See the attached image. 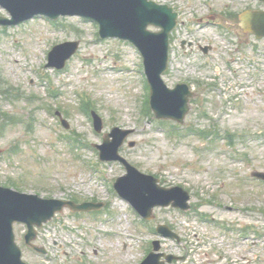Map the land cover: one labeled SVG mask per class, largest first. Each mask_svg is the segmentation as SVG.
<instances>
[{"label":"rangeland","instance_id":"obj_1","mask_svg":"<svg viewBox=\"0 0 264 264\" xmlns=\"http://www.w3.org/2000/svg\"><path fill=\"white\" fill-rule=\"evenodd\" d=\"M154 1L179 7L187 25L182 37L193 44L177 48L166 76L168 86L183 82L196 93L183 129L155 119L136 48L100 39L96 24L40 18L0 29V186L104 204L98 213L66 209L40 229L35 244L47 256L28 247L26 227L16 225L27 264H141L157 239L161 252L183 258L173 264H264V182L251 176L264 173V41L227 18L264 11V3ZM0 15L9 16L1 8ZM68 41H79L78 53L62 71L47 68L52 47ZM198 45L211 49L204 54ZM93 111L103 120L101 133ZM115 127L133 130L122 156L161 186L188 191L189 211L158 208L145 224L119 198L113 184L126 171L102 163L94 148ZM214 129L221 135L215 141L207 135ZM158 225L181 242L161 239Z\"/></svg>","mask_w":264,"mask_h":264},{"label":"water","instance_id":"obj_2","mask_svg":"<svg viewBox=\"0 0 264 264\" xmlns=\"http://www.w3.org/2000/svg\"><path fill=\"white\" fill-rule=\"evenodd\" d=\"M32 1L0 0V6L12 15V20L0 17V25H16L37 15L53 19L59 16L78 15L96 21L100 25L102 38L128 40L141 51L151 86V108L156 117L184 123L190 110L189 101L195 95L185 84H180L173 90L169 89L161 78L168 63L169 34L176 26L177 14L172 8L148 0H44L48 3L41 7H37ZM116 5L120 13L113 9ZM239 20L240 27L246 34L255 35L259 39L264 38L263 11H246L240 15ZM149 26L161 28V31L151 32L148 30ZM78 46V42L56 46L49 55L48 67L64 68L66 62L76 53ZM93 117L95 129L101 132L103 129L101 118L96 113H93ZM65 125L68 127L66 123ZM132 133V130L114 128L110 134L105 135L103 145L96 146L102 161H119L128 172L115 183L119 195L128 200L146 219L154 218L153 211L158 206L171 205L184 211L188 210L190 208L188 192L179 187L171 189L159 187L158 180L140 173L120 156V148ZM134 145L130 144L131 147ZM253 176L264 180L262 173H255ZM103 206L93 203L76 205L0 187V264H25L21 259V250L15 243L13 230L15 222L28 226L27 244L45 253L43 249L32 245L37 236L35 227H42L65 207H69L73 212H89L100 210ZM158 231L166 238H177L167 226H160ZM154 244V251H159V242ZM162 257V254L151 253L142 264H166L160 262ZM174 259L173 256L166 258L168 263H172Z\"/></svg>","mask_w":264,"mask_h":264},{"label":"bare ground","instance_id":"obj_3","mask_svg":"<svg viewBox=\"0 0 264 264\" xmlns=\"http://www.w3.org/2000/svg\"><path fill=\"white\" fill-rule=\"evenodd\" d=\"M70 1V0H69ZM32 2H34V4L37 6V7H41V6H44L45 3H48V2H45L44 0H33ZM76 3H79V2H76ZM75 3V4H76ZM116 12L120 13V10H119V7L116 5L114 8H113Z\"/></svg>","mask_w":264,"mask_h":264},{"label":"flooded vegetation","instance_id":"obj_4","mask_svg":"<svg viewBox=\"0 0 264 264\" xmlns=\"http://www.w3.org/2000/svg\"><path fill=\"white\" fill-rule=\"evenodd\" d=\"M192 46V45H191Z\"/></svg>","mask_w":264,"mask_h":264}]
</instances>
